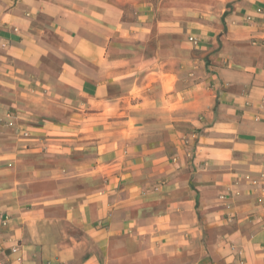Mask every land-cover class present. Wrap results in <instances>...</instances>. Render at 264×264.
<instances>
[{
	"label": "crops",
	"instance_id": "obj_1",
	"mask_svg": "<svg viewBox=\"0 0 264 264\" xmlns=\"http://www.w3.org/2000/svg\"><path fill=\"white\" fill-rule=\"evenodd\" d=\"M263 100L264 0H0V264H264Z\"/></svg>",
	"mask_w": 264,
	"mask_h": 264
},
{
	"label": "built area",
	"instance_id": "obj_2",
	"mask_svg": "<svg viewBox=\"0 0 264 264\" xmlns=\"http://www.w3.org/2000/svg\"><path fill=\"white\" fill-rule=\"evenodd\" d=\"M189 40L194 41V38L193 37H190ZM263 103H264V100H263ZM16 250H17V248H13L12 251H16Z\"/></svg>",
	"mask_w": 264,
	"mask_h": 264
}]
</instances>
